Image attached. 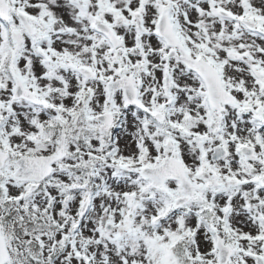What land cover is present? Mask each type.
<instances>
[{"label":"snow or ice","instance_id":"obj_1","mask_svg":"<svg viewBox=\"0 0 264 264\" xmlns=\"http://www.w3.org/2000/svg\"><path fill=\"white\" fill-rule=\"evenodd\" d=\"M0 264H264V0H0Z\"/></svg>","mask_w":264,"mask_h":264}]
</instances>
